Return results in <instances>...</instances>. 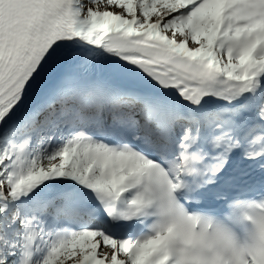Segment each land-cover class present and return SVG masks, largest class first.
Returning a JSON list of instances; mask_svg holds the SVG:
<instances>
[{"label":"snow or ice","instance_id":"1","mask_svg":"<svg viewBox=\"0 0 264 264\" xmlns=\"http://www.w3.org/2000/svg\"><path fill=\"white\" fill-rule=\"evenodd\" d=\"M0 264H264V0H0Z\"/></svg>","mask_w":264,"mask_h":264}]
</instances>
